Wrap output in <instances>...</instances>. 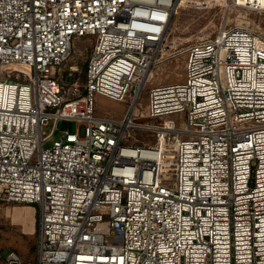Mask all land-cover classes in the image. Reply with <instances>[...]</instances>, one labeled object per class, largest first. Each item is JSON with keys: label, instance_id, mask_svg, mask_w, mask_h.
<instances>
[{"label": "built area", "instance_id": "2783aa9c", "mask_svg": "<svg viewBox=\"0 0 264 264\" xmlns=\"http://www.w3.org/2000/svg\"><path fill=\"white\" fill-rule=\"evenodd\" d=\"M178 9L0 0V203L37 210L35 264H264V30L192 44L183 79L144 106ZM81 41L83 83L67 68ZM98 97L128 114H98ZM60 120L79 131L49 143Z\"/></svg>", "mask_w": 264, "mask_h": 264}, {"label": "rangeland", "instance_id": "374dc122", "mask_svg": "<svg viewBox=\"0 0 264 264\" xmlns=\"http://www.w3.org/2000/svg\"><path fill=\"white\" fill-rule=\"evenodd\" d=\"M235 3L232 0L180 2L158 61L149 75L150 81L143 90L144 106L148 103L151 87L183 79L187 49L192 44L215 38L222 28H242L256 32L264 30V14H256ZM86 44L84 41L79 42L72 59L67 63V68L79 67V81L82 83L85 82V71L93 49H86ZM108 112L123 117L128 114V107L124 103L98 97L97 113L103 115ZM54 126V122L49 121L45 132L49 133ZM56 127V134L49 143L59 139L64 132H78L80 125L74 120H60ZM28 213H31L30 217ZM38 234L39 216L33 206L0 203V257L5 259L14 252L24 264H35ZM3 258H0V264H4Z\"/></svg>", "mask_w": 264, "mask_h": 264}, {"label": "bare ground", "instance_id": "6f19581e", "mask_svg": "<svg viewBox=\"0 0 264 264\" xmlns=\"http://www.w3.org/2000/svg\"><path fill=\"white\" fill-rule=\"evenodd\" d=\"M182 0H179V4H180V2H181ZM154 69V68H153ZM153 69H151L149 72H148V74L146 75V77L144 78V82H146V81H148V79H149V75H150V73L153 71ZM143 85V84H142ZM28 215V217H30L31 216V213H28L27 214Z\"/></svg>", "mask_w": 264, "mask_h": 264}]
</instances>
